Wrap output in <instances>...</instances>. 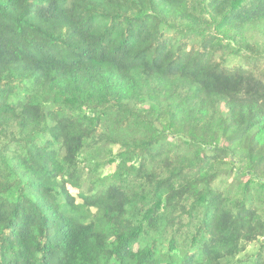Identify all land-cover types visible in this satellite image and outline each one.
Wrapping results in <instances>:
<instances>
[{"label":"trees","instance_id":"16d2710c","mask_svg":"<svg viewBox=\"0 0 264 264\" xmlns=\"http://www.w3.org/2000/svg\"><path fill=\"white\" fill-rule=\"evenodd\" d=\"M252 32L264 0H0V264H234L264 240Z\"/></svg>","mask_w":264,"mask_h":264},{"label":"rangeland","instance_id":"374dc122","mask_svg":"<svg viewBox=\"0 0 264 264\" xmlns=\"http://www.w3.org/2000/svg\"><path fill=\"white\" fill-rule=\"evenodd\" d=\"M247 40H249V42H256V43H259L260 44H263L264 45V39H262L261 36H259L257 33L255 32H252L251 34H247ZM235 49V48H234ZM262 49H263V46H262ZM264 56V55H263ZM264 59V58H263ZM231 63L232 64H238L240 62V57L239 56H231ZM263 65H264V60H263ZM171 135V134H170ZM112 151V155L114 156L116 154V152L118 151L117 150V147L115 146H107L105 148V151H106V159L108 160L109 159V155H108V152L109 151ZM130 165V164H129ZM137 166V164H135ZM103 172L104 174H110V173H113V171L115 170V165H112L111 167L109 166H104L103 168ZM233 179V176L232 177H229L227 179V183H223V182H220L219 183V188L224 191L227 187H229L228 185L231 183ZM73 192V191H72ZM72 194H75V193H72ZM238 195H236V191L233 190L230 192L229 194V197L231 199H234L236 198ZM77 199V197H76ZM77 201L79 202V200L77 199ZM185 231V230H184ZM169 239V236L167 237ZM262 246H264V240L261 239L259 241H255L253 242L252 244H249L245 251L240 253L239 255H237L235 258H234V261L233 263L234 264H250L251 261H253L255 259V256L261 251V248ZM159 248L162 251V257L165 255V252H166V243H165V246H159ZM251 260V261H250Z\"/></svg>","mask_w":264,"mask_h":264}]
</instances>
